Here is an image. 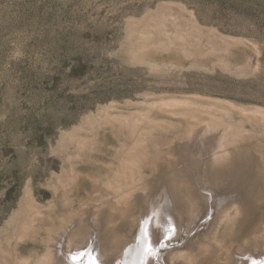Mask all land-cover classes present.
Segmentation results:
<instances>
[{
    "label": "rangeland",
    "instance_id": "rangeland-1",
    "mask_svg": "<svg viewBox=\"0 0 264 264\" xmlns=\"http://www.w3.org/2000/svg\"><path fill=\"white\" fill-rule=\"evenodd\" d=\"M167 184L203 259H264V0H0V264L128 240Z\"/></svg>",
    "mask_w": 264,
    "mask_h": 264
},
{
    "label": "bare ground",
    "instance_id": "bare-ground-1",
    "mask_svg": "<svg viewBox=\"0 0 264 264\" xmlns=\"http://www.w3.org/2000/svg\"><path fill=\"white\" fill-rule=\"evenodd\" d=\"M178 185H179L178 188L174 187L172 184H167V186L163 187L164 192L162 194V198L155 200L151 204L150 211L146 208L147 213H145L144 216L142 217L141 223L139 226V227L143 226L142 229L139 230V227H138L134 230V227H133L134 224H132L129 227V229H127L126 227L127 234H128L127 238L130 239V240L128 239L129 241L126 239V237H122L119 231L116 230V225L113 223L112 218H110V220L107 219L106 221L101 220L100 223L103 225V227H105L106 231H105V234L103 233L100 234V237L98 235V239L96 238L94 239V241L96 240V242L94 243L95 251L91 250L92 246H89L88 245L89 243H88L86 245H80L81 247H78V250L80 248L82 253L79 254L78 252H76L74 255H72V259L71 257H68L69 259L66 258L65 260L64 257L61 258L60 255L58 256V254L60 253L55 252L54 253L55 256L54 255L51 256L49 258V261L51 262V264H153V261L155 260L161 261L165 264H168V263L169 264L171 263H174V264H227L228 261L224 263L223 262L220 263L217 257L216 258L213 257L214 259H209V260L203 259L204 249L202 246L198 247V244L200 243V241H203L199 239L201 237V234L203 236L204 234L208 232L206 230L208 226H209L208 230H210V227L214 226L213 220H214V217L217 216L216 215L217 213L213 212L214 213L213 214L212 212H210V214H212L211 215L212 217H211V220L208 221L207 227L206 228H204L203 226L201 227L200 221L202 220L204 214L206 213L208 209V208H203L202 211L200 212L202 216L195 223L196 226L195 227L191 226L190 223H192L193 221L192 215L189 213L191 211L187 210L185 206L183 207V205H181V204L185 205V203L186 205L188 204L187 201L189 199H187V191H186V188L183 186V184H178ZM181 186H183L185 189H182ZM193 194H196V193H193ZM213 194L217 195V189L216 191L213 190L212 192H210L208 196H210V198H213L214 197ZM219 194L221 193L219 192ZM200 196H202V194ZM219 196L220 195H218L216 199L223 202V199L219 198ZM231 197L233 196L232 194L229 193L226 195L225 200H229V198ZM184 198H186V200ZM183 199L185 201H183ZM161 201L165 203V206H162L159 204L161 203ZM199 201H203V200L199 199ZM185 210L187 213H185ZM181 211H184V212H181ZM219 212L220 213L218 214V217L222 216V212L221 211ZM160 217L161 219H159ZM149 218L151 220H148ZM101 230H103V228ZM132 233H133V236H131ZM94 235L96 234L94 233ZM98 240L100 243L97 242ZM177 245L178 247H176ZM107 247L110 249L111 248L113 249L114 247L113 250L115 251V253L114 251L113 252L107 251L106 250ZM62 248L60 249L64 250L65 246H63ZM87 248H89V250H87L86 252ZM117 248H119V250ZM176 249H181V250L184 249V251L186 252H181L180 254L178 251H175ZM192 251L194 252L196 251L198 254H195L193 252L194 253L193 255L192 253H191V256L187 255V253H190ZM62 252L65 253L66 251H62ZM259 254L260 253H258V256H257L256 254L251 253L250 257L254 261L252 262L250 259L252 264H264V259H261L260 258L261 255L259 256ZM238 261L241 264H250L249 260H246V259L244 260L242 258H239Z\"/></svg>",
    "mask_w": 264,
    "mask_h": 264
}]
</instances>
